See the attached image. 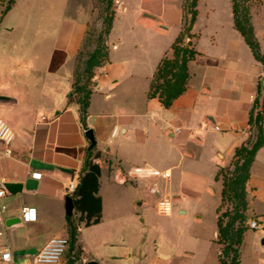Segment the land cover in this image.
Listing matches in <instances>:
<instances>
[{
	"label": "crops",
	"instance_id": "1",
	"mask_svg": "<svg viewBox=\"0 0 264 264\" xmlns=\"http://www.w3.org/2000/svg\"><path fill=\"white\" fill-rule=\"evenodd\" d=\"M19 1L23 0H13L10 4L9 0H0V27L15 13ZM118 1L125 7L121 10L125 13L127 8L123 0ZM223 1L230 15L224 38L217 30L209 33L207 24L199 23L201 0L197 1V14L190 26L193 36L190 41L197 54L188 63L186 90L169 108H164L157 98H148L147 91L161 58L170 56L171 52L155 46L146 50L138 63L130 61L114 43L113 23L107 39L108 61L95 70L94 87L84 116H81L80 105L69 98L74 82L73 62L87 20L79 11L72 12L73 0H35L36 3H32L37 7L41 3L50 14L46 20L39 17L36 21L38 48L29 53L33 59L28 77L10 85L0 83V119L14 132L11 155L3 156L0 148V188L5 192L0 198L4 225L0 248L8 247L13 264H35L34 255L48 240L69 238L73 227L75 244L80 249L74 264L91 261L121 264V260L127 264H153L140 250L131 261L126 256H116L115 252L97 255L96 248L110 245L109 241L96 239L91 243V237L84 232L100 227L108 196L117 195L121 189L122 193L132 196L134 202L139 201V207L164 193L173 203L180 202L185 186H202L196 173L198 163L207 170L205 180H209L210 185L206 193L212 196L217 189L213 207L217 220L222 182L215 176L219 169L230 166L235 149L249 140V113L258 83L264 85V65L254 58L235 29L230 0ZM175 14L172 22L175 21L177 35L180 6ZM146 15L156 18L160 24ZM42 21L47 22L46 30L40 28ZM132 24L155 35L167 34L171 28V20L164 14L142 8L136 11ZM160 25L166 29H161ZM204 37L208 52L201 49ZM254 37L264 57V27H260L259 21ZM221 40L225 41V51L220 52ZM241 54L245 61L241 60ZM138 90L139 96L136 95ZM260 103L264 108V94ZM88 129L92 130L95 140L92 153L98 154L93 161L100 170L96 195L101 200V217L97 224L86 227L74 210L66 221L63 198L68 195V185L75 186L78 182L90 148L85 137ZM160 141L164 142L163 146ZM32 162L53 169H33ZM137 168L155 174L128 177V173ZM33 174L40 176L34 178ZM246 200V214L256 217L259 227L264 226V145L256 152L249 169ZM177 208L178 215L185 214L181 207ZM24 212L33 220H24ZM216 238L217 225L212 235L216 252L211 264H218ZM72 254L73 251L67 250L60 264H66L69 257L73 259Z\"/></svg>",
	"mask_w": 264,
	"mask_h": 264
},
{
	"label": "rangeland",
	"instance_id": "2",
	"mask_svg": "<svg viewBox=\"0 0 264 264\" xmlns=\"http://www.w3.org/2000/svg\"><path fill=\"white\" fill-rule=\"evenodd\" d=\"M114 1L73 0L72 12L79 11L87 20V28L73 62L77 73L82 71L84 61L97 44L103 46L108 57L107 39L110 31L106 33L108 29L106 21L110 17L113 18L112 24L114 23L112 33L114 43L130 61L136 60L138 63L141 61V56H144L143 53L155 46L164 47L172 53L171 46L179 34L182 38V46L193 48L192 41H190L193 37L190 33V26L193 23H191V13L195 10L197 14L198 0L194 8L190 6L191 0H123L127 8L125 13L115 8ZM230 2L232 8V0ZM233 2L237 8V20L245 28H250L253 35L258 21L260 27H264V0H233ZM32 3H36L35 0L19 1L15 13L0 27V83L2 85H10L28 77V68L32 66L33 59L29 53L32 54L34 49L38 48V42L35 40V33L38 31L36 21L39 17L46 20L50 14V11L44 9L41 3L38 7ZM179 6L181 15L179 31L176 35L177 27L174 26L175 21L172 22V20L176 18L175 9ZM199 7V23L207 24L206 29H209V33L217 30V33L224 38L230 17L225 2L223 0H201ZM141 8L155 13L161 12L165 18L171 20L168 33L155 35L133 25L136 11ZM55 15L58 17V10ZM42 22L40 28L45 29L47 22ZM51 26L50 24V28ZM57 27L56 22L55 30ZM40 31L43 33L42 30ZM44 33L47 32L44 31ZM117 36L119 39H116ZM206 37L200 45L203 51L208 52ZM223 44L225 41L221 40L220 52L225 51ZM240 57L241 60H246L242 54ZM89 87L90 89L94 87L92 82L89 83ZM136 93L137 96L140 95L139 90ZM159 144L163 146L164 142L160 141ZM199 165L200 163H198L196 173L200 177L199 182L202 186L199 188L195 184L185 186L182 200L173 203L171 199V210L169 211L159 210L158 200L153 197L145 206L139 207L137 206L139 201L134 202L132 196L122 193V189L118 190L117 195L110 194L106 200L100 227L84 232L91 237V243L96 239L109 241L110 245L96 248L97 255L115 252L116 256H126L131 261L140 250L153 264H211L212 256L216 252V243L212 242V235L216 230L213 207L217 198V189H214L215 193L212 196L206 193L205 189L210 185L209 180H205L208 174L206 168ZM177 207H181L185 214L178 215ZM225 209H230L226 203L223 204L220 212ZM247 216L248 219L245 222L247 231L243 234L239 262L240 264H264V247L260 245V240L264 238V226L257 229L249 228V222L256 220V217L249 214ZM221 247L219 244V252ZM120 263L127 264L128 262L121 260Z\"/></svg>",
	"mask_w": 264,
	"mask_h": 264
},
{
	"label": "trees",
	"instance_id": "3",
	"mask_svg": "<svg viewBox=\"0 0 264 264\" xmlns=\"http://www.w3.org/2000/svg\"><path fill=\"white\" fill-rule=\"evenodd\" d=\"M13 0H9V4ZM197 0H191L190 6L195 7ZM8 4V5H9ZM6 6V10L9 6ZM233 22L235 29L244 38V41L251 49L254 58L264 65V57L259 52V46L250 28H245L237 20V8L232 0ZM196 11L191 13V23L194 21ZM113 18L107 19V31L111 29ZM181 35H177L171 46V57L161 58L149 83L147 91L148 98H157L164 108H169L173 101L186 90L189 78L188 63L193 60L197 52L189 46H182ZM108 61L103 46L97 44L94 50L88 54L84 61V67L80 73L74 70L73 90L69 101H75L80 105L81 116L85 115L88 106L91 89L89 83L95 75L94 69L101 67ZM264 94V85L260 82L257 85L256 96L249 113L248 124L251 135L245 145H241L234 151L233 158L228 168H221L215 178H220L222 182L221 202L217 207V238L221 250L218 255V264H240V246L243 234L247 231L245 222L248 219L246 214V182L249 177V169L254 160L255 154L264 145V108L260 103V98ZM93 148H89L84 158L80 176L74 191L68 194L72 198L74 212L79 214L78 220L84 222V226L97 224L101 217V200L98 197V177L99 167L94 163L98 157L97 153H92ZM228 204L230 209L220 210L223 204ZM68 251H73V259H67L66 264H74L80 254L79 247L75 244V228L70 231ZM65 255V254H64Z\"/></svg>",
	"mask_w": 264,
	"mask_h": 264
},
{
	"label": "built area",
	"instance_id": "4",
	"mask_svg": "<svg viewBox=\"0 0 264 264\" xmlns=\"http://www.w3.org/2000/svg\"><path fill=\"white\" fill-rule=\"evenodd\" d=\"M115 8L117 10H125V7L122 6V3L118 0L114 1ZM41 119H44L42 117ZM217 130L218 128L215 127ZM14 132L12 129L0 119V148L1 153L5 157L11 155L10 144L13 141ZM155 173L145 170V169H135L131 170L128 173V177H148L154 175ZM40 174H33L34 178H38ZM75 186L69 184L67 187V193L71 194L74 191ZM153 189V188H152ZM154 190V189H153ZM5 195L3 189L0 188V198ZM158 209L161 211L171 210V198L167 193H164L158 197ZM24 220H33V218L28 217V212H24ZM249 228L257 229L259 224L256 220H251L249 222ZM4 234V225H3V215L0 210V236ZM69 246V239L67 237H54L46 242V244L40 248L33 257V262L35 264H60L61 259L63 258L65 252ZM0 264H13L12 263V254L8 247L0 248Z\"/></svg>",
	"mask_w": 264,
	"mask_h": 264
},
{
	"label": "water",
	"instance_id": "5",
	"mask_svg": "<svg viewBox=\"0 0 264 264\" xmlns=\"http://www.w3.org/2000/svg\"><path fill=\"white\" fill-rule=\"evenodd\" d=\"M147 17L150 18V19H152V20H154L155 22L159 23V21L156 18L151 17V16H147ZM160 28L163 29V30L166 29L162 25H160ZM85 137L90 142L89 147L90 148L94 147L95 146V140H94V137H93L92 130H90V129L86 130L85 131ZM40 165L37 164V162H32L31 165H30V167L33 168V169L40 168L41 170H47V171H51L53 169V168H51V166H45V165H41L40 166ZM63 209H64V214H65L66 221H69V219H70V217L72 215V212L74 210L73 203H72V198L69 195H66L63 198ZM260 245H261V247H264V238H262L260 240ZM87 264H96V263L91 261V262H88Z\"/></svg>",
	"mask_w": 264,
	"mask_h": 264
}]
</instances>
